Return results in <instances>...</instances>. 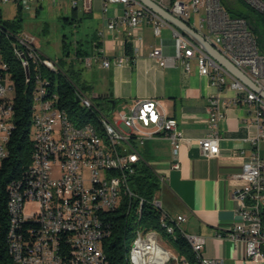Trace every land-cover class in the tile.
<instances>
[{
	"label": "built area",
	"instance_id": "built-area-1",
	"mask_svg": "<svg viewBox=\"0 0 264 264\" xmlns=\"http://www.w3.org/2000/svg\"><path fill=\"white\" fill-rule=\"evenodd\" d=\"M13 1L28 6L32 1L44 0H0V5ZM164 8L182 20L189 22L207 41L212 43L226 58L248 75L264 90V49L258 36L253 32L250 22L243 16L228 11L223 0H156ZM251 8L264 15V0H244ZM74 6L78 0H72ZM110 3L125 6L120 20L129 23L132 30L139 28L147 19L159 34L163 25L170 24L159 13L140 0H104L107 10ZM197 15L193 24L191 18ZM113 20L108 27L113 29L120 22ZM12 33V41L7 45H20L23 56L33 62L36 70V89L31 137L33 148L27 168H35V175L23 176L8 184V197H3L0 189V231L6 230L8 253L16 264H110L105 251L104 240L111 235L113 224L111 214L128 200L130 210L137 201L136 212L140 214V205L146 199L132 187L131 182L141 165L142 155L138 145L147 138H168L174 155L189 139L184 137L176 118L170 116L157 98L136 100L131 110L115 111L108 107L105 112L94 98L88 96L80 87L79 99L86 108L98 109V114L109 126V132L116 137L118 159L123 160V187L114 186V176L107 169L104 147H97L96 133L87 124L81 129L69 127V120L75 116L65 114L59 105V94L51 91V80L44 74L59 73V64L45 56L35 44V38L23 31ZM134 54L140 52L137 42L142 35H134ZM174 50L166 53L162 47H155L150 56L157 59L161 66L181 65L187 72L192 69V61L197 63L198 71L211 78L213 84L223 87L227 79L236 89V95L229 99L234 104L254 105V120L259 126V134L254 139H264V98L258 92L243 83L223 65L216 62L202 47L179 29H174ZM1 42V37H0ZM5 48H0V166L9 155V141L15 127L14 80L10 72L9 61L3 57ZM100 53L85 57L83 62L91 66ZM105 67L121 66L133 61V55L102 57ZM8 84V85H7ZM222 100L213 97L210 101V133L201 139L202 151L214 156L220 151V136L216 126L224 117ZM174 168L180 167L176 159ZM244 180L234 195L240 202V220L235 223L227 236L235 242H244L247 257L264 260V155L255 151L240 173ZM163 182V178H160ZM159 192V191H158ZM158 192L150 201L159 214L160 226L169 232L189 233L183 223L185 214L172 215L164 209ZM34 201L36 207L29 212L28 203ZM40 219V226L29 227L19 234V241L10 240V230H15L19 220ZM165 218L177 219V226L165 225ZM130 252L129 264L141 252L160 243V231L145 229L138 225ZM197 248L202 249L205 237L190 233ZM70 241H78V248H70ZM176 259L177 264H188L185 257L173 255L166 249L160 261H148L145 264H165ZM213 264H223L221 258L206 257Z\"/></svg>",
	"mask_w": 264,
	"mask_h": 264
},
{
	"label": "crops",
	"instance_id": "crops-1",
	"mask_svg": "<svg viewBox=\"0 0 264 264\" xmlns=\"http://www.w3.org/2000/svg\"><path fill=\"white\" fill-rule=\"evenodd\" d=\"M15 5L17 12H33L35 15L46 7L56 20L77 26L76 56L78 50L82 51L79 54L81 61L100 53L101 57L88 66V71L95 72V75H89L91 81L80 86L88 96L107 100L111 110V100L115 99L116 112H129L141 98L161 101L166 112L177 119L184 137L189 139L183 143L177 158L168 138H147L138 145L141 164H147L159 178H163L158 196L164 209L172 215L185 214L184 229L205 237L204 256L221 258L223 264H264V260L247 257L244 242H235L227 236L240 220L241 204L234 193L244 184L240 177L243 166L255 151L264 155V139L254 141L260 130L254 120L255 106L229 102L236 95L231 79H227L223 87L213 84L209 76L199 73L195 60L189 72L179 64L161 66L150 52L155 47H162L166 53L172 52L176 27L163 25L160 33L155 34L154 26L145 19L139 28L132 30L127 21L120 20L125 13L123 4L110 3L107 10L104 0H78L77 6L72 0ZM193 17L197 18V15ZM193 17L191 22L194 24ZM116 19L120 22L110 29L109 23ZM137 34L142 35L137 42L141 50L134 54L136 41L133 37ZM86 43L92 46L91 50ZM121 55H133V61L111 67L102 64L104 56ZM213 97L223 101L224 117L216 126L220 151L207 156L202 151L201 139L210 133L209 105ZM176 159L180 162L179 168L173 166Z\"/></svg>",
	"mask_w": 264,
	"mask_h": 264
},
{
	"label": "trees",
	"instance_id": "trees-1",
	"mask_svg": "<svg viewBox=\"0 0 264 264\" xmlns=\"http://www.w3.org/2000/svg\"><path fill=\"white\" fill-rule=\"evenodd\" d=\"M241 4L242 8L236 6ZM226 8L233 15L243 16L249 21L257 20L263 28L260 30L254 28L253 32L258 36L259 43L264 49V15L251 8L243 0L225 1ZM24 17L22 11L14 17L4 15L0 7V48H5L3 57L9 61L10 72L14 80V108H15V127L12 131L9 141V155L0 166V189L3 197H8V184L11 181L21 179L26 175L28 164L30 163L33 142L31 137L32 117L34 112V77L33 74L36 66L30 62L29 74L31 79L27 80V74L22 66L19 58L13 52L12 46L8 44L10 41L6 38V32L13 31L15 33L23 30ZM11 49H10V47ZM66 40H64V48L66 50ZM130 48V47H128ZM79 57L80 50L77 51ZM44 74L51 80L50 89L59 94V105L65 108L71 116L78 117L76 122L88 121L95 116L93 110L83 108L80 102L76 101V84L68 80L67 73L60 71L58 73V83L56 82L57 73L48 72L46 69ZM84 89V87L82 88ZM95 98V97H94ZM131 185L133 189L146 199L141 215L136 212L137 201H134L130 210L128 209V200L111 214L113 230L110 236L104 240V251L110 260V264H129V252L134 238L136 237V227L138 225L145 229L154 228L163 234L168 235L160 226L159 214L153 204L150 202L153 196L161 189V182L158 175L147 164L139 165L136 175L133 177ZM21 223L22 231H28L27 227H38L37 223ZM170 236V235H169ZM180 247L182 257H185L190 264H200L199 259L190 246L189 242L179 235L176 239ZM6 230L0 231V264H16L13 262L6 244ZM72 248V247H70Z\"/></svg>",
	"mask_w": 264,
	"mask_h": 264
},
{
	"label": "rangeland",
	"instance_id": "rangeland-1",
	"mask_svg": "<svg viewBox=\"0 0 264 264\" xmlns=\"http://www.w3.org/2000/svg\"><path fill=\"white\" fill-rule=\"evenodd\" d=\"M243 2L245 1L243 0ZM235 3L237 7L242 8L241 4ZM0 7L7 17H14L18 13L13 1L1 4ZM22 15L24 17V30L22 31L30 37L35 38L36 46L45 56L59 64L61 70L67 73L69 81L75 83L77 86H83L85 82L91 81L89 75H95V72H89L88 68L90 67L86 66L85 63L76 56V47L79 40L77 26L74 24H64L62 20H56L54 14L48 12L46 7L39 15H35L33 12H23ZM196 19L197 18L193 17L194 21H196ZM64 35H66V50L64 48ZM86 45H88L89 50H91L92 46L89 43H86ZM69 54L71 57H68ZM58 79L57 73V83ZM95 102L98 103L105 112L108 111L107 100L95 98ZM95 119L96 118L93 117L89 120L95 121ZM74 123L77 124L76 121H74ZM34 207H36L34 201L28 203L29 212L32 211ZM159 237L160 244L164 248L170 250L173 255L182 257L179 244L175 240L174 235L169 236L160 232ZM184 238L186 239V237ZM165 264H177V261L176 259H172Z\"/></svg>",
	"mask_w": 264,
	"mask_h": 264
},
{
	"label": "bare ground",
	"instance_id": "bare-ground-1",
	"mask_svg": "<svg viewBox=\"0 0 264 264\" xmlns=\"http://www.w3.org/2000/svg\"><path fill=\"white\" fill-rule=\"evenodd\" d=\"M1 29V27H0ZM6 38H8L10 41H12V33L10 31L6 32ZM13 52L17 55L19 58L22 66L24 67L26 74H27V80H30V74H29V61L26 56H23L22 50H20V45H11ZM10 47V46H9ZM11 49V47H10ZM34 91L36 89V77H34ZM76 87V94L79 98L80 94V87ZM79 102L81 103V106L84 108V102L79 99ZM34 108H36V100L34 101ZM86 108V107H85ZM89 110H93L95 112V121H80L74 123V120H69V127H72V129H81V124H87L90 126L91 130H94V133H96V142L97 147H104V156H106V166L107 169L111 170V176H114V186L116 187H123V160L118 159V152H113V149H116V137L111 132H109V126L106 122V119L103 118L102 114H98V109L96 108H88ZM62 111H65V114H69V112L62 108ZM76 117V116H75ZM78 117H76L77 120ZM27 176H33L35 175V168H28L25 172ZM143 206L140 205V214L143 211ZM32 222L37 223L40 226V219L35 218H26L19 220V223L16 224L15 230H10V240L11 241H19V234H22V225L21 223H30ZM31 223V224H32ZM165 225L170 226H177V219L174 218H165ZM35 227V226H34ZM29 229V227H27ZM136 235H137V229H136ZM168 235L175 236V239L180 235V232H178V229H171L168 232ZM182 236L186 237L187 241L189 242L190 246L196 253L200 264H213L212 262L206 261V256H204L202 253H200V249L197 248V243L190 237V233H181ZM70 247L72 248H78V241H70ZM166 248H164L160 243H157L156 246L141 250L140 253H138L135 258L132 259V264H145L148 263V261H160V256L165 254ZM188 264L189 261H188Z\"/></svg>",
	"mask_w": 264,
	"mask_h": 264
},
{
	"label": "water",
	"instance_id": "water-1",
	"mask_svg": "<svg viewBox=\"0 0 264 264\" xmlns=\"http://www.w3.org/2000/svg\"><path fill=\"white\" fill-rule=\"evenodd\" d=\"M144 4L151 7L157 13H159L163 18H165L170 24L174 25L177 29L183 32L185 35L189 36L193 41H195L200 47H202L216 62L223 65L227 70H229L233 75L239 78L243 83L247 84L250 88L258 92L264 98V90L257 85L248 75H246L241 69H239L235 64H233L228 58H226L212 43L207 41L205 37L200 34L195 28H193L189 22L182 20L181 18L174 15L171 11L164 8L156 0H140ZM229 1V0H225ZM252 29L258 28L262 29L263 26L257 21H249ZM79 102V98H76ZM112 108H115L116 100H111Z\"/></svg>",
	"mask_w": 264,
	"mask_h": 264
}]
</instances>
